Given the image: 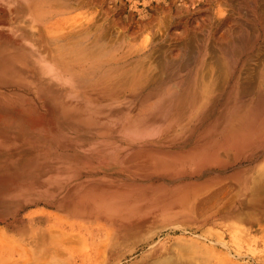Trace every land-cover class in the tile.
Masks as SVG:
<instances>
[{
	"label": "bare ground",
	"instance_id": "1",
	"mask_svg": "<svg viewBox=\"0 0 264 264\" xmlns=\"http://www.w3.org/2000/svg\"><path fill=\"white\" fill-rule=\"evenodd\" d=\"M107 1L0 0V247L22 264H186L199 238L241 256L264 238L229 222L264 223V0L228 11L251 34L211 44L190 8L154 24L122 0L145 17L135 33Z\"/></svg>",
	"mask_w": 264,
	"mask_h": 264
},
{
	"label": "rangeland",
	"instance_id": "2",
	"mask_svg": "<svg viewBox=\"0 0 264 264\" xmlns=\"http://www.w3.org/2000/svg\"><path fill=\"white\" fill-rule=\"evenodd\" d=\"M113 1L114 0H108L106 6H107V8H109L110 11H112L113 14H115L114 15L115 19H117L116 22H118V23L120 22V24H119L120 26L123 23L122 27H125V28L129 27L128 28L129 30L132 29L134 32L136 30L135 33H139L138 30H139V27H140V23L144 22L142 20L145 17H141L140 15H138L137 13H135L133 11L132 12H127L126 11V10H128L127 8H121V1L122 0H115V2H113ZM133 1H137V0H133ZM138 1L140 3L141 2H145L146 6H147L146 11L148 12V14L146 15L147 16V21L148 22H152L154 24H155L156 21H158V18H159L158 15H160L159 12L161 10H164L163 11L164 14L169 15L170 11L172 12V11H175V10L181 8V10H183L185 12V10H188L187 8H190L191 10H193V13H190L189 16L186 17L188 19V21H189L188 24H190V26L196 27L197 30H199V28H200L201 31L199 30L200 32L198 31V33H197L198 34V38L205 40L204 42L205 43L207 42L208 44H211V41L214 38H219L220 40L222 39L221 41H225V40L230 41L231 37H232V34L234 35V33L239 34L240 32H244L246 34H248V33L251 34L253 32L251 30L249 31V25L240 26L239 23H237L235 20H233L232 16H227V15H229V12H228L229 9L232 6H234L237 3H239L240 1H242V0H175V2H174V0H143V1L142 0H138ZM243 1H245V0H243ZM218 3L220 4L219 6L223 10H225V18L224 19L226 20V22H224V20H223L224 23L219 25V26H217L213 22V18H212L213 17V12H217V10H218V8H217L218 7ZM115 5H116V8L114 10ZM169 8H170V10H168ZM116 12L119 15L116 14ZM130 13H132V14H130ZM116 15H118L119 17L116 16ZM129 15H130V17H128ZM229 17H232V19L229 18ZM129 18H130V21H129ZM227 18H229V19L227 20ZM207 20H208V22H207ZM136 22H139V25H138V23L136 24ZM124 24H127V26L124 25ZM205 24H206V26H205ZM232 25H233V27H232ZM225 35H228V36H225ZM248 38L250 40H252V35H250V37H248ZM250 40H248V39L246 41L244 40V41H242L243 43L242 42H238V40H235L237 42V43L236 42L235 43L238 46H240L243 49V51H246L248 53L250 51V49H251ZM263 40H264V38H263ZM243 44H244V46H243ZM181 73H184V70H182ZM259 188L260 189L258 190L257 195L260 197V196L264 195V178L262 179L261 186ZM9 220H10L9 219V215H7L6 212H0V228L4 227L6 225V223L9 222ZM229 222L232 225L235 224V226H237V228L243 227L245 231H249L247 229V224L249 223V225H251L250 234L249 235L255 234V230L257 229V233L256 234H258L259 236L264 237V223H262L263 221L260 220V217L256 218V221L252 220L251 221L252 224L250 223V218H248L247 216L242 217L240 220H229ZM241 230L243 231V229H241ZM256 237H257V235H256ZM196 243H197V245H199L198 246L199 250L197 249L199 254L196 257H189V256L184 255V257L182 258V262H184L186 264H209V263L210 264H212V263H214V264H218V263L219 264H224V263L225 264L226 263L227 264H236V263H238V264H264V238L259 240V241H257V242H255V241H249V242L248 241H244V242H241L242 243V246H241L242 247L241 248L242 255L241 256L233 255V257H232L231 254L227 255L225 253V251L223 253L222 252L221 253L218 252L219 248L221 247L218 244L214 243L215 244L214 245L213 243H209V247H207V246H205L206 245L205 243H207V242H204V240L199 239V238L197 239ZM247 243H249V244H247ZM236 245L237 244H235L233 241L229 240V242H228V247L229 248L234 249V251H235V249L238 248V245L237 246ZM169 246H171V245H169ZM17 248L18 247H15L13 245V243H11V242H9V243H7L5 245H2L0 247V253H1V255H0V258H1L0 259V264H22L24 262L23 257L25 256V255H22V254H25V253L23 251H21V250L18 251ZM208 248L210 249V252L209 253H204L203 250H208ZM9 249H10V251H9ZM6 250H8L9 252L6 251ZM214 250H215V252L217 251L218 253L216 254L214 252ZM17 252L19 254H17ZM10 254H12L13 256L10 255ZM169 255H171V254H165V255L162 254V255H158L159 257L154 256V257H148V258H144V259H141L139 257L138 260H136L135 262H130V261L122 258V260H120L119 262H117V260H113V264H117V263L118 264H132V263L133 264H135V263L136 264H161V263L162 264H172L173 261L172 262L170 261L171 259L169 257H171V256H169ZM13 257H14V259H13ZM20 257H22V258H20ZM212 257H214V258H212ZM225 257H227V258H225ZM5 258H6V260H5ZM209 258H211V259H209ZM9 259H11V260H9ZM20 259H22L23 261H21ZM17 260H19V261H17ZM27 260H28V258H25V262H29L30 261V260H28V261ZM201 260H203L204 263ZM239 260H240V262H239ZM210 261H212V262H210ZM77 263L78 264H82V263H80V261H78ZM45 264H48V263L45 262ZM51 264H53V263H51ZM85 264H106V262L102 261V260H98V261H95V262L93 261V262H88V263H85Z\"/></svg>",
	"mask_w": 264,
	"mask_h": 264
}]
</instances>
